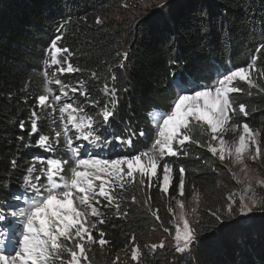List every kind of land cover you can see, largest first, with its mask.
<instances>
[{
    "label": "trees",
    "instance_id": "trees-1",
    "mask_svg": "<svg viewBox=\"0 0 264 264\" xmlns=\"http://www.w3.org/2000/svg\"><path fill=\"white\" fill-rule=\"evenodd\" d=\"M122 1L0 0V210L7 208L14 193L23 190L25 169L32 157L62 156L71 165L64 146H55L50 155L35 146L40 134L53 137L61 131L56 121L53 127L49 124V112L35 106V98L44 87L40 73L45 50L56 35H62L58 46L74 53L73 65L87 70L69 73L66 84L77 86L78 80H85L88 98L101 100L100 105L104 83L117 90L119 104L107 124L98 114L100 111L86 102L88 98H77V104L83 105L96 121L97 134L108 142L103 150H95L102 156H132L147 150L154 136L150 113L172 101L184 82L210 85L217 69L245 66L257 55L258 66H264V50L259 54L255 51L264 44V0H168L164 10H146L143 3L147 0H125L133 15L125 13L121 19L116 14ZM97 17L102 24L96 23ZM123 47L127 49L122 50ZM117 51H126L127 59L117 57ZM121 62L123 67L119 66ZM92 71L100 79H93ZM239 87L244 91L231 95L234 103L258 110L248 117H239L238 122L264 130V94L253 89L254 94L249 96L244 82ZM33 110L40 117L39 130L29 137ZM21 120L25 122L23 131L19 127ZM141 130L145 137L139 136ZM132 132L136 137L131 148L114 139H127ZM19 136H24V141ZM194 139L200 140L196 136ZM201 145L204 146L186 142L189 155L166 158L173 162L174 185L178 183L179 167L186 169L184 198H192L194 188L200 194L201 224L196 227L202 231L192 255L174 259L167 250L157 249L153 254L145 248L147 237L159 228V223L144 205L149 193H139L133 186L123 193L127 199L121 200L120 210L128 212L126 218H117L113 209L102 207L106 203L102 201L106 223L98 228L105 231L110 243L103 250L98 244L93 245L89 253L96 256L89 254L90 259L99 264L97 258L101 262L106 258L111 263L131 248L129 241L134 235L135 243L140 242L144 264H264V211L249 218H234L229 222L231 226L215 227L211 223L208 209L222 207L227 193L220 185L216 158L205 143L201 141ZM13 159L18 165L15 169L11 167ZM176 194L173 188L163 198L156 188L150 192L151 208L159 209L166 225L170 220L166 204ZM133 195L138 203L131 202Z\"/></svg>",
    "mask_w": 264,
    "mask_h": 264
},
{
    "label": "snow or ice",
    "instance_id": "snow-or-ice-1",
    "mask_svg": "<svg viewBox=\"0 0 264 264\" xmlns=\"http://www.w3.org/2000/svg\"><path fill=\"white\" fill-rule=\"evenodd\" d=\"M143 7L164 10L168 7V0H147ZM96 23L102 24L103 21L97 17ZM61 40L62 35H56L45 50L43 64L46 69L54 67L55 71L43 72L45 83L42 94L35 98V106L41 110H58L63 122L62 130L56 131L54 137L40 134L35 146L53 153V145H59L62 136L71 165L66 168L69 160L52 156L32 157L25 169L23 190L19 194L14 193L7 208L0 210V264H91L89 252L93 250L92 246L98 244L103 250L110 243L105 231L98 228V225L106 223L100 207L101 200L106 202L102 207L113 209L117 218H126L128 212L120 210L121 200L127 199L123 193L135 185L149 193L144 205L163 232L171 238L175 252H189L202 231L194 226L201 224L198 214L200 194L193 189L194 206L189 211L182 199L186 169L183 165L179 167L178 183L174 185L173 162L166 158L178 157L181 153L189 155L186 142L204 146L200 140L194 139L196 130L208 137L206 147L212 156H218L222 163L229 159L244 174L241 181L237 179L236 172L229 168L233 178L237 179V183H243L244 187L239 192L229 193L222 207L208 209L211 223L215 227L231 226L229 222L236 217H247L254 209L264 211V195L257 191L264 190V177L259 174L252 176L248 165V161L264 158V130L238 122L239 117H248L258 109L249 108L244 103L236 105L231 99V94L244 91L237 86V81L246 83L249 96L254 94L253 89L264 94V66H258V55L253 56L245 66L217 69L210 85L200 86L191 80L179 85L177 97L169 111L154 110L150 113L154 128L150 147L131 157L111 158L98 152L94 154L96 149L107 147L108 142L102 141L97 134L93 116L69 96V92H79L88 98L86 81L78 80L77 86H73L64 83L57 75L87 71L73 65L71 60L74 53L68 47L58 46ZM261 50H264V44L258 45L255 51L259 54ZM116 56L126 60L128 53L117 51ZM119 66L123 67V63ZM91 77L100 79L96 71L91 72ZM111 79L115 80L116 76L112 75ZM53 85L59 86V94H54ZM102 91L108 99L98 114L107 124L110 118H114L119 99L115 87H110L108 83H104ZM62 97L71 102H62ZM86 102L94 107L100 106L99 100L88 98ZM39 118L38 112L33 110L29 118V137L38 133ZM19 127L21 131L25 129L23 120L19 122ZM128 131L131 132V129ZM229 133L232 134L231 139L226 138ZM145 135L143 130L139 131L140 137ZM135 137L136 133L132 132L127 139L120 136L114 139L119 145L131 148ZM18 139L24 141L25 138L19 136ZM74 139L87 143L75 144ZM17 166V161L13 159L11 167L15 169ZM153 188L158 189L162 198L168 196L170 188L177 193L166 204V211L172 216L168 223L174 226V231L165 226L158 214L159 209L151 208L150 192ZM131 202L138 203L135 195L131 196ZM135 239L133 235L129 241L130 259L140 264L143 253ZM145 248L155 254L157 249L165 248V241L145 245ZM119 261L120 256L117 255L112 264H119Z\"/></svg>",
    "mask_w": 264,
    "mask_h": 264
},
{
    "label": "rangeland",
    "instance_id": "rangeland-1",
    "mask_svg": "<svg viewBox=\"0 0 264 264\" xmlns=\"http://www.w3.org/2000/svg\"><path fill=\"white\" fill-rule=\"evenodd\" d=\"M133 3V2H132ZM124 4H127L125 3V0L121 2V7L119 8L116 16L118 18H121L123 19L124 18V15L125 13L128 14V15H133L130 11V9L125 6H123ZM147 10V9H146ZM127 49L126 47H123L122 50H125ZM45 70H48L50 73L52 71H55V68L52 67V68H47L46 69V66L43 64V69L41 71V79H42V84L44 85L45 81H44V78H43V72ZM69 73H64V74H57L59 76V78L64 82L65 79H66V76L68 75ZM65 83V82H64ZM241 81H237V86H240L241 85ZM204 86V85H203ZM53 90H54V94H59V86H56V85H53ZM79 92L75 93V94H72L71 92H69V96L71 97L72 100H75L77 103L79 102V100H77V98L80 96V97H84L82 95H79L78 94ZM177 93H178V89L176 91V95L174 97V99L177 97ZM181 94H184V93H181ZM232 95V94H231ZM104 96V94H103ZM107 97H103V101H102V104L100 106H96L93 107L94 110H98L100 111V107L103 106L104 103H107ZM173 99V100H174ZM172 101L168 102L165 106L157 109V110H162V111H169L170 110V107L172 105ZM62 102H71V100H69L68 98H63L62 97ZM100 103H101V100H100ZM44 112H49V117H50V121H49V124L53 127L54 126V121L57 122V125L60 126L61 130H62V124L63 122L61 121L60 119V116H59V113H58V110L56 112H53L51 108H46V109H43ZM85 112H87L89 115L90 113L88 111L85 110ZM98 120H100V118H98ZM39 130V128H38ZM42 131V130H41ZM74 131V130H73ZM70 135H72V133L70 132ZM55 136V134L53 135V137ZM194 136H196L197 138H200V140L206 144V141L208 140V137L207 136H202L199 134L198 130L194 131ZM227 139H231L232 138V134L229 133L227 136H226ZM80 144V143H87V142H83V141H76L74 139V143H77ZM64 145V141H63V137H61L60 139V144H59V147H62ZM55 146L57 145H53L54 148H56ZM42 152H44L42 150ZM47 154H52L50 152H46ZM95 154V152H94ZM138 154V153H137ZM46 156V155H45ZM102 156V155H101ZM117 157H120V156H117L115 154H112L111 155V158H117ZM131 157V156H129ZM53 158H55L53 156ZM216 158V161H217V165H218V170L220 172V177H221V181H220V185L221 187L223 186V190L225 191V193H227V195L233 191H236V192H239L243 189L244 187V184L243 183H237V179L243 181L244 180V174L242 172L239 171L238 167L234 166L231 164V161L229 159H226L223 163L219 160L218 156L215 157ZM58 159H62V156H59ZM248 165H249V168L251 169V175L252 176H256L257 174H259L260 176L264 177V158H262L261 160H258V161H248ZM67 167H70V165L66 166ZM229 168H232V172H236L237 174V179H234L233 178V175H232V172L229 171ZM253 183H255L253 181ZM135 189L137 192L141 193L143 191L140 190V187L139 185H135ZM258 191V194L262 195V192H264V190L262 189H257ZM182 199L185 200V203H186V208L190 211V209L194 206V203L192 201V198H190L189 200H186L184 197H182ZM102 201L101 200V204H102ZM174 202V201H173ZM200 203H201V200H200ZM200 203H199V207H198V214H199V217L201 216V213H202V209H201V206H200ZM3 210V209H2ZM257 212H261V210L259 209H254V211L249 214L246 218H249L251 216H253L255 213ZM236 218H241V217H236ZM170 219H172V216L170 214ZM194 219V217H193ZM165 226H168L170 229H172L174 231V226L171 225V224H168ZM195 227L197 226L194 225ZM147 245H151L153 243L155 244H159V242L161 240H164L165 241V248L164 249H161V250H167L169 252V254L174 258V259H177L179 257H183V256H186V255H192L193 253V250L196 246V242L192 245L191 247V250L187 253H184V254H179V253H176L174 248L172 247V241H171V238L168 236V234L164 233L162 228L159 226V228H156L154 230H152L149 234V237H147ZM137 244H140L139 241H136ZM90 254V253H89ZM92 257L96 256V254H90ZM120 256V261H119V264H135V262H132L131 259H130V249L124 251L123 253L119 254ZM104 258V257H103ZM91 260V264H96L92 259ZM99 264H112L109 263V261L104 258V262H101L98 258H97ZM83 264V262H82ZM140 264H144V262H140Z\"/></svg>",
    "mask_w": 264,
    "mask_h": 264
}]
</instances>
